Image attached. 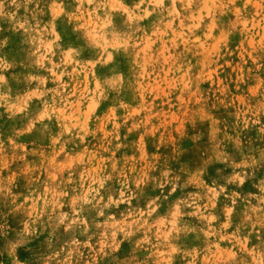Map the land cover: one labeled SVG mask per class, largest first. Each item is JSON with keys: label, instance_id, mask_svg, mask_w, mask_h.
I'll return each instance as SVG.
<instances>
[{"label": "rangeland", "instance_id": "374dc122", "mask_svg": "<svg viewBox=\"0 0 264 264\" xmlns=\"http://www.w3.org/2000/svg\"><path fill=\"white\" fill-rule=\"evenodd\" d=\"M0 264H264V0H0Z\"/></svg>", "mask_w": 264, "mask_h": 264}]
</instances>
